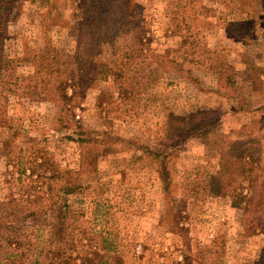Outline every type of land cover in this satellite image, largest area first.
Here are the masks:
<instances>
[{
    "label": "rangeland",
    "instance_id": "374dc122",
    "mask_svg": "<svg viewBox=\"0 0 264 264\" xmlns=\"http://www.w3.org/2000/svg\"><path fill=\"white\" fill-rule=\"evenodd\" d=\"M141 1L148 22L130 25L118 0H81L77 21L73 0H0V99L2 88L19 84L8 94V121L0 112V141L9 124L40 139L48 135L40 148L62 181L80 188L69 201L67 236L85 244L91 238L84 253L92 252L97 264H252L264 253V231L213 191L217 146L199 135L170 137L166 127L176 116L218 112L215 131L248 142L247 156L264 180V0ZM177 24L180 31L167 42ZM143 26H150L148 48L176 58L181 69L159 67L152 55L131 62L122 86L101 79L102 45L110 50L115 37L124 53ZM59 75L76 79L75 124L99 131L92 141L49 136L50 105L37 101L32 84H55ZM116 135L125 140L111 139ZM149 151L171 154V195ZM6 168L0 157V198L7 195Z\"/></svg>",
    "mask_w": 264,
    "mask_h": 264
},
{
    "label": "trees",
    "instance_id": "16d2710c",
    "mask_svg": "<svg viewBox=\"0 0 264 264\" xmlns=\"http://www.w3.org/2000/svg\"><path fill=\"white\" fill-rule=\"evenodd\" d=\"M30 1L34 3L44 1L45 5H49L52 0ZM80 1L73 0L76 8L73 12L74 21H77L78 13L81 11ZM117 3L127 24L133 25L136 21L144 20L148 22L143 12L144 2L141 0H118ZM21 7L23 4L19 3L16 14L21 11ZM168 12L167 8L166 13ZM81 24L82 22L76 24L78 30ZM180 27V24L171 25L170 33L166 34L167 42L180 31ZM149 28L150 26H143L138 29L136 41L130 45V49L127 46L124 53L118 54L119 49L113 44L115 37L113 41L111 40L110 50L105 51L106 44L102 45L99 55L104 54V58L100 60L99 65L97 64L100 67L99 72L96 70L101 79L108 80L111 77L122 86L129 77L128 66L131 62L136 58L147 61L152 55L158 59L156 64L159 67L172 64L181 69L182 63L176 58H165L164 55L148 48L152 42ZM71 35L72 32H68V36ZM46 49L50 50V47ZM5 62L7 66L8 63H12L8 58ZM260 70L264 73V67ZM226 79L233 85L232 77L227 76ZM14 85L15 88L1 90L0 112L3 118H7L3 119L5 122L8 121L6 116L8 94L18 92L19 84L16 82ZM32 85L37 101L50 105L47 124L52 126H47L49 136L56 137V134L61 132L62 138L86 143L95 139V134L101 135L97 130H88L81 124H75L78 122L76 79L69 75H59L55 84L47 79L41 85L37 83ZM129 88L131 94L138 91L137 87ZM124 95L129 96L126 89ZM220 119L221 115L218 112L199 110L189 116L174 117L168 123L166 132L170 137L176 138L199 135L217 146L220 172L214 177L213 191L218 196L230 197L235 204L245 210L246 220H249L247 223L264 231V180L262 175L255 174L252 160L247 156L248 142L232 139L215 131ZM5 127L7 134L0 141V157L7 161L4 182L8 186L7 195L0 198V264H97L92 252L84 253L85 248L92 246L91 238H87L85 244L81 239L67 236L72 225L67 211L69 201L80 188L70 181H62L60 170L40 148L41 142L49 139L48 135L40 139L11 124ZM111 139L125 140L118 135L111 136ZM149 154L160 160L161 173L165 180L164 190L167 195H171L172 179L168 168L171 154L150 151ZM82 166L87 169L90 167L85 158ZM47 234L49 237L45 238ZM252 264H264V253Z\"/></svg>",
    "mask_w": 264,
    "mask_h": 264
}]
</instances>
